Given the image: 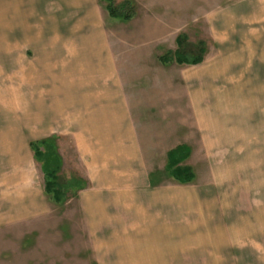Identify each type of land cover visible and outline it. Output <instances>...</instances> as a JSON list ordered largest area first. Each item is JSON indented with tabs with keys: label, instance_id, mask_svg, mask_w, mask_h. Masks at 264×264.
<instances>
[{
	"label": "rangeland",
	"instance_id": "1",
	"mask_svg": "<svg viewBox=\"0 0 264 264\" xmlns=\"http://www.w3.org/2000/svg\"><path fill=\"white\" fill-rule=\"evenodd\" d=\"M124 1L113 0L115 5ZM129 1L134 15L125 21L109 17L103 0H0V264H36L46 245L48 250H56L58 260L64 258L63 264H97L91 261L89 250L98 237L83 240L81 218L67 224L78 202L75 189L66 191L62 204L54 203L43 191V212L33 208L36 212L31 211V216L13 220L20 199L35 196L30 188L40 185L44 190L45 177L29 148L28 135L13 130L17 117L5 109V101L14 99L9 93L18 88L19 64L41 61L40 49L49 44L52 30L78 27L98 30L123 72L149 71L152 78L139 79V85L150 90L149 95L163 90L168 99L157 106L179 115L178 120L171 116L164 121L176 124L172 129H179L191 145L193 154L182 164H192L187 166L197 173L199 190L208 195L203 196L201 206L188 207L183 217L186 223H203V230L196 235L188 231V246L183 248L186 254L176 257L179 264H264V149H260L264 134L258 133L263 129L254 121L251 130L257 133L246 136V10L250 0ZM230 17L241 21L233 23ZM179 34L186 37L184 49L196 51L202 41L207 51L222 53L207 56L201 65H162L158 56L177 49ZM146 51L152 54L151 61L135 65V55ZM156 73L166 79L164 85L154 84ZM207 106H213L208 111L211 123L215 121L224 133L228 129L219 141L209 132L214 125L207 122L202 126L195 117L196 108ZM261 106L255 117H261L264 125V104ZM217 107L226 112L220 113ZM56 152L61 159L58 182L82 179L78 159L68 151V155ZM164 160L162 156L152 161L161 165ZM153 174V178L165 176L167 182L178 183L162 167ZM83 181L86 186L88 182ZM186 194L188 198L196 196L190 191ZM37 196L35 205H39ZM124 249L117 264H132L131 260L146 257L132 254L129 247ZM108 257L104 255L107 262L101 264H109Z\"/></svg>",
	"mask_w": 264,
	"mask_h": 264
},
{
	"label": "crops",
	"instance_id": "2",
	"mask_svg": "<svg viewBox=\"0 0 264 264\" xmlns=\"http://www.w3.org/2000/svg\"><path fill=\"white\" fill-rule=\"evenodd\" d=\"M249 4L246 10V136L257 133L251 130L255 128L254 121L263 129L258 133L264 134L262 118L255 117L264 104V0H250ZM231 19L233 23L241 21ZM100 35L98 30L79 27L71 31L52 30L49 44L40 49L41 61L19 64L18 88L10 91L14 99L5 101L4 107L13 118L17 117L13 130L28 135V145L50 136L56 150L68 151L80 162L76 164L81 168L79 176L88 183L74 196L78 202L70 211L67 224L72 225L81 218L82 228L79 225L77 228L83 231V240L98 237V243L89 250L91 254L87 252L93 257L91 261L107 262L106 255L109 264H117L120 262L117 256L129 247L132 254L146 256L131 260L132 264H179L176 257L186 254L183 248L188 246V231L196 235L203 230V223H186L183 217L188 207L201 206L203 196L208 195L199 190L196 172L192 181L195 186L170 183L165 176L156 179L153 172L161 167L165 169L170 150L186 145L190 149L187 162L193 149L179 129H172L176 124L172 126L170 120L164 121L171 116L179 119L178 113L170 115L169 111L159 109L161 105L157 106V102L168 99L164 91L149 95L150 90L139 85V79L152 78L150 72L142 68L123 72L105 46V37ZM218 53L222 52L205 48L206 57L199 64H204L207 56ZM135 56V65L136 62L145 65L152 58L149 51ZM153 76L154 84L164 85L166 79L160 78L159 73ZM6 89L2 90L4 97ZM152 108L158 110L151 112ZM210 108L213 106L196 108L195 117L200 125L211 123ZM150 118L154 120L147 122ZM211 125L214 126L209 132L217 141L219 136L228 134V129L224 133L215 121ZM162 156L165 157L163 164L152 161ZM30 177L33 180L32 173ZM30 189L35 196L20 199L21 203L17 204L20 210L13 220L31 216L34 209L43 212L40 201L43 187L37 185ZM187 191L196 196L188 198ZM36 196L39 205H35ZM196 209L200 212L199 207ZM44 247V255L40 254L36 264L65 263L64 258L58 260L55 249Z\"/></svg>",
	"mask_w": 264,
	"mask_h": 264
},
{
	"label": "trees",
	"instance_id": "3",
	"mask_svg": "<svg viewBox=\"0 0 264 264\" xmlns=\"http://www.w3.org/2000/svg\"><path fill=\"white\" fill-rule=\"evenodd\" d=\"M105 10L108 16L114 19L130 20L134 15V8L129 0L124 1L120 5H115L113 0H103ZM186 37L178 35L176 37L177 49L174 52H168L158 57L162 64L176 63L185 65H197L203 61L205 53V45L199 41L191 50L184 49ZM30 149L33 151V157L41 165V170L45 177L44 192L56 204H62L66 201V191L75 189L74 196L79 189H82L85 184L82 179L70 178L65 183H59L57 172L61 167V159L57 154L53 137L44 138L41 140L30 142ZM190 149L186 145H179L167 153V164L165 171L180 184L191 183L194 179V173L191 168L184 165V161L189 157Z\"/></svg>",
	"mask_w": 264,
	"mask_h": 264
}]
</instances>
